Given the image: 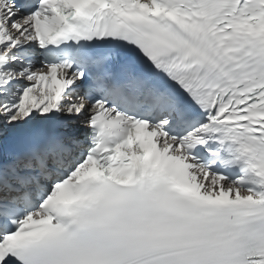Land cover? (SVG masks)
Returning <instances> with one entry per match:
<instances>
[{"label":"snow or ice","instance_id":"obj_1","mask_svg":"<svg viewBox=\"0 0 264 264\" xmlns=\"http://www.w3.org/2000/svg\"><path fill=\"white\" fill-rule=\"evenodd\" d=\"M0 264H264V0H0Z\"/></svg>","mask_w":264,"mask_h":264}]
</instances>
